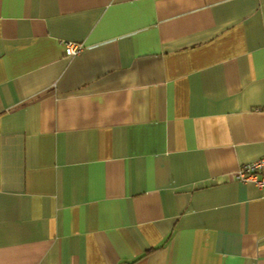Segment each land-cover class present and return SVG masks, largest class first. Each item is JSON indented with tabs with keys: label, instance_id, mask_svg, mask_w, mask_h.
<instances>
[{
	"label": "crops",
	"instance_id": "0c3cea01",
	"mask_svg": "<svg viewBox=\"0 0 264 264\" xmlns=\"http://www.w3.org/2000/svg\"><path fill=\"white\" fill-rule=\"evenodd\" d=\"M261 155L264 0H0V264H264Z\"/></svg>",
	"mask_w": 264,
	"mask_h": 264
},
{
	"label": "built area",
	"instance_id": "2783aa9c",
	"mask_svg": "<svg viewBox=\"0 0 264 264\" xmlns=\"http://www.w3.org/2000/svg\"><path fill=\"white\" fill-rule=\"evenodd\" d=\"M64 53L67 56L77 55L84 47L80 42L63 41ZM235 178L243 182H252L257 188L264 190V155L239 166Z\"/></svg>",
	"mask_w": 264,
	"mask_h": 264
}]
</instances>
